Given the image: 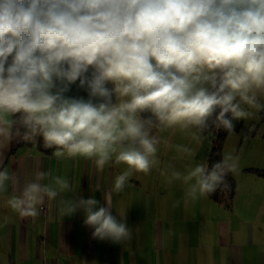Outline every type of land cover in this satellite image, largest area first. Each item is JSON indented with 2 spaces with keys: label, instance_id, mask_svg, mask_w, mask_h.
Masks as SVG:
<instances>
[{
  "label": "clouds",
  "instance_id": "1",
  "mask_svg": "<svg viewBox=\"0 0 264 264\" xmlns=\"http://www.w3.org/2000/svg\"><path fill=\"white\" fill-rule=\"evenodd\" d=\"M79 81L88 98L66 95ZM111 84V87H109ZM264 0H0V138L39 137L57 158H94L147 173L158 163L160 128L233 130L249 109L264 110ZM11 116L14 119L8 120ZM179 151L194 156L182 146ZM238 170L226 154L183 174L186 195L214 193ZM130 176H115L113 192ZM38 172L8 205L35 220L46 201L71 189ZM16 183L0 169V192ZM75 196L61 213H84L100 241L124 244L132 229L110 196Z\"/></svg>",
  "mask_w": 264,
  "mask_h": 264
},
{
  "label": "crops",
  "instance_id": "2",
  "mask_svg": "<svg viewBox=\"0 0 264 264\" xmlns=\"http://www.w3.org/2000/svg\"><path fill=\"white\" fill-rule=\"evenodd\" d=\"M37 138L25 140L13 153L11 142L0 138V169L7 168L17 181L0 192V264H264L263 212L241 215L207 195L194 199L185 187L173 193L168 188L175 185L171 177L163 180L166 191L160 194L159 169L148 176L151 169L146 178L133 169L123 190L113 192L114 178L128 171L126 165L110 161L101 170L94 158H57L54 149L39 151ZM38 172L47 173L42 183H54L60 176L71 189L46 201L33 220L21 217L7 202ZM75 196H94L100 205L110 196L112 214L118 220L124 216L132 239L122 245L93 239L82 210L71 216L61 213ZM252 197L250 205L256 204ZM238 198L236 191L231 201L235 207Z\"/></svg>",
  "mask_w": 264,
  "mask_h": 264
},
{
  "label": "rangeland",
  "instance_id": "3",
  "mask_svg": "<svg viewBox=\"0 0 264 264\" xmlns=\"http://www.w3.org/2000/svg\"><path fill=\"white\" fill-rule=\"evenodd\" d=\"M261 103H264V96L261 98ZM249 111L251 114L246 119L234 121V129L225 137L221 152L222 157L226 154L238 157V170L231 173L235 182V192L237 191L239 195L238 204L235 207L232 203L227 210L236 209L241 215L251 212L264 213V110L249 109ZM194 132H196L195 128L181 129L179 126L156 130L160 140L155 157L158 163L151 168L153 170L148 176L153 172L155 174L159 169L160 194L166 191L163 180H170L172 171L186 174L197 164L206 162L210 149L209 138L199 133V139H195L192 135ZM177 146L187 147L195 155L188 156L187 153L179 151ZM132 170L128 168V171ZM147 174L148 172L144 173V177ZM173 182L175 185H168L173 193H178L183 187H187L180 180ZM249 191L252 193L248 194ZM252 196L256 197V204L250 205L249 202L254 198Z\"/></svg>",
  "mask_w": 264,
  "mask_h": 264
},
{
  "label": "trees",
  "instance_id": "4",
  "mask_svg": "<svg viewBox=\"0 0 264 264\" xmlns=\"http://www.w3.org/2000/svg\"><path fill=\"white\" fill-rule=\"evenodd\" d=\"M109 87H111V84H109ZM66 95L71 97H83L85 99L88 98V92L86 88H81L79 86V81L70 85V90L66 93ZM13 119L14 118L12 117V120ZM12 127L13 137L11 139L9 153H13L19 146L27 144L22 135H15V128L19 127V124H13ZM231 131L232 130H224L223 128L217 129L214 125H210L205 131L202 132L204 136H208L210 141V149L206 158V162L209 164V166H211L214 162L222 159V146L225 137ZM35 145L39 151H42L44 153H49L51 150H53V148H45L42 139H40L39 137L37 138ZM234 195L235 182L231 173L228 174L226 183L224 185H221V187L218 188L214 193L207 194V196L214 202L223 204L227 207L230 206Z\"/></svg>",
  "mask_w": 264,
  "mask_h": 264
}]
</instances>
